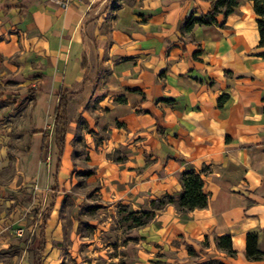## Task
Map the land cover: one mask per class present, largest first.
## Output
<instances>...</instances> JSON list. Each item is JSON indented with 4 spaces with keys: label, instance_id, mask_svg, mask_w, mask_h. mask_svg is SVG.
I'll return each instance as SVG.
<instances>
[{
    "label": "crops",
    "instance_id": "1",
    "mask_svg": "<svg viewBox=\"0 0 264 264\" xmlns=\"http://www.w3.org/2000/svg\"><path fill=\"white\" fill-rule=\"evenodd\" d=\"M237 2L223 27L195 25L185 33L184 19L209 13L210 0H0V79L18 74L33 83L20 96L0 90V170L20 163L37 185L16 199L37 194L49 201L38 232L32 227L20 238L2 201L13 188L0 183V264H62L68 256L83 264L72 231L71 248L52 247L63 237V199L82 202L83 195L73 193L78 177L96 190V213L114 220L148 212L166 195L177 199L181 174L204 169L205 208L178 214L170 205L138 228L123 221L129 264H264L244 255L248 233L258 234L264 250V48H258L252 3ZM93 83L103 91L84 89ZM61 90L87 96L95 108L79 107L86 121L81 142L68 117L60 153L55 112ZM15 134L28 140L27 154L19 144L12 153ZM79 144L88 152L84 165ZM113 154L119 158L108 157ZM220 236L231 237L233 257L215 247Z\"/></svg>",
    "mask_w": 264,
    "mask_h": 264
},
{
    "label": "rangeland",
    "instance_id": "2",
    "mask_svg": "<svg viewBox=\"0 0 264 264\" xmlns=\"http://www.w3.org/2000/svg\"><path fill=\"white\" fill-rule=\"evenodd\" d=\"M31 78H25L23 75H12L6 76L0 79V90L4 91H11V92H18V95L13 96H20L25 93H29L32 90L31 86L33 83L30 82ZM99 89L103 91L104 86L100 83H93L91 87H87L84 89L90 92L93 89ZM83 89V90H84ZM76 93H71L69 96H72ZM12 96V95H11ZM68 96V117L72 119L76 126L75 131H72L73 134L75 133L76 141L81 142L83 136V130L86 126L85 119L81 116V112L79 111V107L86 108V110H93L95 105L90 101L87 96L81 97L72 96L71 99ZM17 99H7V101H16ZM19 102L22 103L25 100L18 99ZM28 103L30 104L31 101L28 99ZM70 101V102H69ZM3 102V103H4ZM96 104V103H95ZM11 105V104H10ZM20 106V104H19ZM1 107V106H0ZM12 107V106H11ZM97 120V117L95 118ZM86 129V128H85ZM106 131V130H105ZM71 132V131H70ZM101 135L105 136V132L100 131ZM14 138V148L12 153L17 152V144L19 147L23 149L26 154L29 149L28 140L20 139V137L15 134L13 135ZM76 152H78V162L80 165L83 164V160L88 157V152L85 151L83 145L80 144L76 147ZM110 159L116 160L119 158L118 154H113L112 156H108ZM47 152L40 158V162L46 161ZM22 166L20 163L15 166V162L11 161L9 166L5 169L0 170V183L1 185L11 186L13 191L6 192L3 197L2 201L6 204V211L8 214L5 218H15L12 222V227L10 229H14V233L16 236L22 238L25 231L29 228L31 230L32 227L35 230L40 229L41 227V219L45 216L48 218L47 209L49 207V201L44 202L43 196L39 199L37 194H34L33 197L21 199L23 201L16 199V194L21 192L22 189H26L29 186L37 185L36 180L34 177L29 178L23 173ZM86 172H89L90 168H85ZM77 186L74 187L73 193L76 195H83L82 202H78L76 205V199L73 196L71 199L70 196H67L63 199L62 203V211L60 212L59 220L62 222V230H63V237L62 240L58 243H52V247L56 249H62L63 251L66 249L71 248L70 244V233L72 231L73 238L76 240L73 251H77L80 256V263L83 264H129L132 261L129 258L131 248H128V233L129 227L127 226L124 219H110L108 220V214L106 215H98L95 211L94 202L99 201L98 195L96 194V190L94 187H87L85 183L84 177H78L77 179ZM34 188L36 186H33ZM51 196V195H50ZM48 200V199H47ZM24 203V204H23ZM19 208L18 211H15L16 208ZM123 207L119 206L117 210L119 212L123 211ZM18 212V214H17ZM11 214H14L11 218ZM37 216V218H32ZM44 219V218H43ZM31 232V231H30ZM110 233L114 234V238L110 236ZM89 240H93V243L88 244ZM82 242L81 245H77V242ZM88 245H92L93 249L91 252ZM82 261V262H81ZM62 264H76L74 260L70 258V256L66 257L62 261Z\"/></svg>",
    "mask_w": 264,
    "mask_h": 264
},
{
    "label": "trees",
    "instance_id": "3",
    "mask_svg": "<svg viewBox=\"0 0 264 264\" xmlns=\"http://www.w3.org/2000/svg\"><path fill=\"white\" fill-rule=\"evenodd\" d=\"M211 11L206 15H202L195 18L193 14L188 15L181 26V31L190 33L195 25L211 26L216 25L223 27L225 19L228 15L232 14L238 5L237 0H210ZM252 3V9L256 16V24L259 35L258 48H264V0H248ZM222 16L224 18L222 23L217 22V17ZM264 60V53L260 55ZM73 92L61 90L58 95V106L55 112V135L56 145L59 152H62L67 127L69 125L68 118V96ZM221 99L227 100L226 96H222L218 99V107H222ZM116 103H124V99L118 98ZM263 108L262 113L264 115V96L261 100ZM202 173L195 170H187L181 174L179 184L181 186V193L176 199L173 196L166 195L162 199L154 200L150 203V211L142 213H129L124 217L125 221L131 220L133 222L132 227L138 228L146 225L150 222L155 214V211H160L167 206L173 205L176 207L178 214H187L195 209L205 208L208 204V196L203 193V179ZM92 172H87L85 175H91ZM208 237L204 238V245H207ZM215 247L224 253L226 256L233 257L236 252L233 249L230 236L214 237ZM190 256H194L193 250H188ZM244 255L249 261H260L264 259V250L258 249V234L248 233L246 235V246ZM199 264H223L219 261L209 260Z\"/></svg>",
    "mask_w": 264,
    "mask_h": 264
},
{
    "label": "built area",
    "instance_id": "4",
    "mask_svg": "<svg viewBox=\"0 0 264 264\" xmlns=\"http://www.w3.org/2000/svg\"><path fill=\"white\" fill-rule=\"evenodd\" d=\"M61 6L63 7H66L68 5V1H63V2H60ZM20 236V234H19Z\"/></svg>",
    "mask_w": 264,
    "mask_h": 264
}]
</instances>
